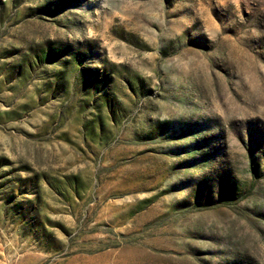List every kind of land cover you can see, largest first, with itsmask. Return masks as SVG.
<instances>
[{"label":"rangeland","instance_id":"1","mask_svg":"<svg viewBox=\"0 0 264 264\" xmlns=\"http://www.w3.org/2000/svg\"><path fill=\"white\" fill-rule=\"evenodd\" d=\"M0 264H264V0H0Z\"/></svg>","mask_w":264,"mask_h":264}]
</instances>
